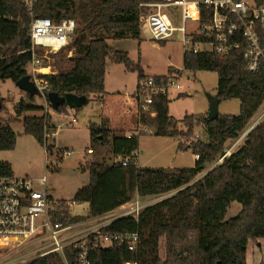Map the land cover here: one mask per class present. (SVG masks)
<instances>
[{
  "label": "trees",
  "instance_id": "trees-1",
  "mask_svg": "<svg viewBox=\"0 0 264 264\" xmlns=\"http://www.w3.org/2000/svg\"><path fill=\"white\" fill-rule=\"evenodd\" d=\"M141 0H37L34 14L55 21L74 18L77 28L68 48L73 65L67 71L41 74L49 92L60 95L103 94L105 92L106 60L111 57L128 70L144 75L140 62H134L127 51L111 47L106 36H94L99 30L112 33V38L134 37L141 42ZM29 16L22 0H0V81L17 82L28 73L32 60ZM264 46V30L261 31ZM231 41L238 43L228 54L215 52H184V68L191 71L210 70L218 73L216 96L220 102L240 99L238 114H219L214 120L205 115H186L178 120L169 114L170 100L157 96L149 112L139 115L140 128L127 136L108 126V119L90 123L92 143L112 146L113 153L122 157L138 150L140 136L151 135L181 138L193 133L195 120L204 124L205 138L189 144L179 142V150H191L196 161L193 166L176 171L165 168L139 167L137 160L128 165L121 161L107 163L93 160L86 165L90 180L78 189L73 200L88 202L87 214L70 215L65 223H78L108 212L131 201L136 195L153 196L172 193L147 205L138 219L120 216L101 227L104 232H139L140 243L134 251L125 242L92 247L91 264H124L127 260L139 264H246L249 240L264 237V120L246 134L244 142L228 155L226 143L238 138L264 102V62L256 72L246 69V42L236 33ZM177 70L170 67L169 71ZM30 101L36 94L27 93ZM2 99L0 98V105ZM55 111L62 113L67 104ZM31 110L41 115H25L21 119L24 133L46 144L45 129L50 113L43 105L22 99L15 107L16 119ZM184 122L187 130L178 124ZM147 127V130H144ZM17 133L9 119L0 118V150L16 145ZM91 148V147H90ZM48 150V149H47ZM49 151V150H48ZM94 151V150H93ZM220 158L222 160L220 161ZM209 163H216L201 178ZM4 171L13 174L9 162H2ZM233 201L241 203V210L226 218ZM69 215V216H68ZM165 241V256H161V239ZM67 263L57 251L39 254L26 264H76L74 246L64 248Z\"/></svg>",
  "mask_w": 264,
  "mask_h": 264
},
{
  "label": "built area",
  "instance_id": "built-area-1",
  "mask_svg": "<svg viewBox=\"0 0 264 264\" xmlns=\"http://www.w3.org/2000/svg\"><path fill=\"white\" fill-rule=\"evenodd\" d=\"M22 1L30 18L28 28L32 43V60L28 73L31 74L38 88V95L46 101V112L50 113L47 97L49 86L41 77L39 70L43 67L44 56L47 53L57 52L71 43L77 21L74 18L55 21L50 17H37L34 14L37 0ZM140 8L141 26L148 28L152 38L157 41L165 42L179 31L183 38L185 52H215L225 55L238 45L233 43L231 38L240 32L247 45L244 52L246 69L256 72L264 62L261 34L264 30V0L261 3L257 0L254 3L250 0H141ZM170 8L176 10L170 11ZM176 19H180L182 24L175 25ZM188 23H192L190 28ZM181 89V70H173L162 75L144 74L138 78L134 93L139 115L142 112H149L155 116L156 111L152 108L155 97L170 98L174 91ZM73 121L76 122V119L73 118ZM144 130H147V127H144ZM53 135L54 132L51 133L48 128L45 129L46 144L49 136ZM199 138L200 133H195L188 139L181 138V141L189 144ZM87 152L91 154L93 149L89 148ZM72 153L71 149H66L64 156L69 157ZM227 154H230V151L225 152V155ZM137 156L138 150H134L127 157L120 156L119 161L128 165L136 161ZM2 162L0 159V249L20 246L34 240L44 242L50 238V242L43 244L42 248L50 246L51 248L42 254L57 251L62 254L67 263L64 248L72 244L76 250V264H91L90 249L92 247H107L116 241L125 242L130 251L137 249L141 240L139 232H104L101 227L105 224L97 225L87 231L85 227H82L65 234L64 232L85 223V221L65 223L66 213L71 215L70 209L80 203L73 198L53 196L48 187V171L39 178L16 176L6 173ZM49 167L47 165V168ZM147 205L150 203L142 202L137 198L123 207L120 215H131L138 219L140 212ZM261 239L264 237L258 238L264 259V243ZM124 264L139 263L127 260Z\"/></svg>",
  "mask_w": 264,
  "mask_h": 264
},
{
  "label": "rangeland",
  "instance_id": "rangeland-1",
  "mask_svg": "<svg viewBox=\"0 0 264 264\" xmlns=\"http://www.w3.org/2000/svg\"><path fill=\"white\" fill-rule=\"evenodd\" d=\"M254 1L255 0H250L251 3H254ZM169 10L172 11L176 9L170 8ZM174 24L181 25L182 23L180 19H176L174 20ZM191 26L192 23H188V27L190 28ZM94 36H106L107 42L111 47L117 50L127 51L129 57L134 62H140L144 66L147 73L162 75L170 72V66H175V69L176 67L181 68L182 91H184V93L186 92L185 94L187 95L178 96L177 98H173V95L175 94L174 92L170 95L169 110L175 118H183L184 114H186L185 112H193L196 113L194 115H202V113L209 110V95H215L217 92L218 73L210 70L191 71L184 68L185 47L182 35L179 31H176L173 36L165 42L153 39L149 29L142 26L141 42L139 39L134 37L122 39L112 38V33H107L104 30H99L94 33ZM72 55H74V48H68V46L57 52L47 53L46 56H44L42 68H48L49 71L46 69L43 71L48 73L67 71L73 65L72 61L69 60V57ZM108 64L115 65L112 70H109L106 77L107 87L109 90H115V92L111 93L113 97L111 96L107 99L91 97L87 103L81 106H68L66 111L62 113L55 111L50 106V119L52 118L59 128L56 141L58 146L56 147L54 145V135L49 136L47 144H41L43 146L42 147L33 135L24 133L21 118L16 119L15 116V107L17 103L21 101V96L19 95L21 90L11 79L0 81V98L2 99V103L0 105V118L9 119L10 125L18 135L16 145L13 149L5 151L0 150V159L11 156L10 158H12L14 163V172L16 176L38 178L48 171L47 177L49 179V183L56 187L58 194L62 193L66 194V196H71L75 188L85 186L88 180L89 174L85 173V170L80 168V163L84 161L85 156L88 158L85 160V164H88L93 160H104L107 163L114 162L115 156L112 155L113 153L111 152V148L109 146L103 147L99 144L92 143L89 124L90 121L100 122L103 116L108 114L112 118L114 126H120L118 116V109L120 106L119 103L111 101V99L113 98L116 100L114 97L134 98L133 93L136 91L138 72L128 70L123 63L113 60L112 56L108 59ZM29 69L30 63L27 65V70ZM121 78H125L124 81H121ZM24 100L37 105L45 104L43 97L40 95H36L33 102L30 101L25 91ZM260 108V113L256 115L254 120H251L248 123L247 127L243 132H241L240 136L227 141L226 152L230 151L231 153V151L237 149L244 142L247 130L264 120V102ZM133 109H135V106ZM30 112H33L34 114L42 113L41 110H31ZM219 112L221 114H238L240 112V99L229 98L222 100L219 104ZM73 118L76 119V122L73 121ZM48 126L49 132H54V127L51 125V121H49ZM140 126V122L137 119H133L129 124L123 125L124 130L122 132H134ZM178 126L185 131L187 130V126L184 122H180ZM195 133H200L199 139L205 138L204 124L197 120H195L193 133L191 135H184L181 138L188 139L194 136ZM157 137L150 135L140 136L137 156L140 164L145 159L156 157L155 155L158 150L157 144H160V141L161 143H164L163 146L167 150V152H165L169 154V160L173 161L175 159L177 146L173 144L174 140L167 136ZM89 147L93 148L95 152L91 154L88 153L87 150ZM44 148L48 149L51 154L48 163H51L52 160L59 159L60 168L54 169L52 166L47 168ZM66 149H71L73 151L71 156H64V151ZM52 154H54V156H52ZM186 155L188 156L190 153ZM181 156L182 154L178 159H180ZM215 164L216 163H209L205 171L199 174L195 180L201 178ZM178 169L179 167L172 168V170L175 171ZM172 193L174 192L153 197L150 204L160 201ZM241 207L242 205L240 202L233 201L228 208L226 218H230L237 214ZM122 209L104 215L99 220L88 221L87 219L86 221L88 222L85 221L86 223L64 233H72L76 229H80L88 225H96L100 222L105 224V221L115 216L118 212L122 211ZM70 212L71 215L85 214L87 212V205H85V203L77 204L70 209ZM49 242L50 238L44 242L34 240L28 241L20 246H11L6 249H0V264H26L30 259L51 248V246L42 248L43 244ZM161 256L162 258L165 256L164 238L161 239ZM161 264H163V262H161Z\"/></svg>",
  "mask_w": 264,
  "mask_h": 264
},
{
  "label": "crops",
  "instance_id": "crops-1",
  "mask_svg": "<svg viewBox=\"0 0 264 264\" xmlns=\"http://www.w3.org/2000/svg\"><path fill=\"white\" fill-rule=\"evenodd\" d=\"M110 58V57H109ZM109 58H107V60H106V76H105V92H104V94H99V95H95V94H91L90 96H88V98H91V97H97V98H100V99H107L108 97H111L112 95H111V93H113V92H115V90H109V88L107 87V81H106V77H107V74H108V72H109V70H112L114 67H115V65H113V64H111V65H109L108 64V59ZM140 65H141V67H142V69H143V72H144V74H150V73H147L146 71H145V68H144V66L140 63ZM110 67H111V69H110ZM170 67H175V66H170ZM41 69H44V68H41ZM41 69L39 70V73L40 74H48V72H42L41 71ZM46 69V68H45ZM176 69H178V70H181V68H179V67H176ZM47 70V69H46ZM125 70V69H124ZM127 70V69H126ZM187 70V69H186ZM125 72V71H124ZM138 74V73H137ZM153 74V73H152ZM189 77V76H188ZM139 78V76L137 75V79ZM124 79L125 78H121V81H124ZM15 83V82H14ZM137 83H138V80H137ZM16 84V83H15ZM17 86V85H16ZM18 87V86H17ZM19 88V87H18ZM136 88H137V84H136ZM183 88V87H182ZM20 89V88H19ZM21 90V89H20ZM186 90V89H185ZM174 96H173V98H177L178 96H186L187 94H185L184 93V91H182V89L180 90V91H174ZM134 94V93H133ZM19 95L21 96V100L22 99H24V91L22 92V90L19 92ZM107 96V97H106ZM113 97V96H112ZM114 98H116V100H114L113 98L111 99V101H114V102H117V103H119V109H118V116H119V120H120V126H117V127H119V128H117V127H115L114 126V124H113V120H112V118L107 114L106 116H103V117H105V118H107L108 119V126L111 128V129H113V130H115V131H117V133H119V130H120V132H122L123 130H124V127H123V125H126V124H129L130 122H131V120H133V119H137L138 121H139V110H138V105H137V103H136V101H135V99L134 98H130V97H126V98H120V97H114ZM119 98V99H118ZM44 99V98H43ZM44 101H45V99H44ZM50 103V102H49ZM44 107L46 106V101H45V104L43 105ZM50 106H51V104H50ZM135 106V109H133V107ZM68 107V106H67ZM261 109V108H260ZM260 109L257 111V113L253 116V118L251 119V120H254V118L256 117V115L258 114V113H260ZM32 111H34V110H32ZM46 111V110H45ZM25 113H27V114H22V116H21V119L23 118V116H25V115H31V114H34L33 112H30V111H27V112H25ZM31 113V114H30ZM42 113H43V111H42ZM42 113H38L37 115H41ZM186 114H184V116H183V118L188 114H196V113H193V112H191V113H188V112H185ZM208 113V111L207 112H205V113H202V115H205V114H207ZM169 114L171 115V116H173L172 114H171V112H170V110H169ZM16 116V115H15ZM174 117V116H173ZM183 118H176V119H183ZM50 121H51V125L54 127V145H55V147L56 146H58V143L56 142L57 141V135H58V130H59V128H58V125L56 124V122L51 118L50 119ZM91 122H97V121H90V123ZM256 122V121H255ZM97 123H101V121L100 122H97ZM89 126H90V124H89ZM24 127V126H23ZM127 136H129L132 132H124ZM18 136V135H17ZM150 136H156L157 137V135H154V134H151ZM160 136H158L157 138H159ZM167 137H170V136H167ZM173 140H174V145H176L177 146V149H176V151H175V159L173 160V161H170L169 160V154L168 153H166L167 152V150H166V148L163 146L164 145V143H161V141H160V144H157L158 145V150H157V154L155 155L156 157L155 158H153V157H151V158H148V159H145V160H143V162L140 164V162H139V160L137 159V165L139 166V167H154V168H165V169H167V170H169V171H175V170H172V168H175V167H179V168H181V167H190V166H193L194 164H195V161H196V155L195 154H193L192 153V151L191 150H179V148H178V145H179V142L181 141V138H177V137H171ZM183 142V141H182ZM139 143H140V139H139ZM171 144V143H170ZM41 145V144H40ZM172 145V144H171ZM42 146V145H41ZM163 146V147H162ZM43 147V146H42ZM110 148H111V152L113 153V149H112V146H109ZM162 147V148H161ZM90 148V147H89ZM88 148V149H89ZM93 149V148H92ZM94 150V149H93ZM138 150H139V148H138ZM1 151H5V150H1ZM166 151V152H165ZM6 152H8V151H6ZM44 152H45V161L47 162V165H49L50 167L52 166V168H54V169H57V168H60V166H59V159H55V160H52L51 161V163H48L49 162V157H50V153H49V151L46 149V148H44ZM95 152V150L93 151V153ZM111 153V154H112ZM188 153H190V155H186V154H188ZM182 154V156L180 157V159H178L179 158V156ZM112 155H114L115 156V158H114V161H119V159H120V155H115L114 153L112 154ZM52 156H54V154H52ZM11 157V156H10ZM10 157H5V158H1V160L2 161H7V162H9L10 164H11V166H12V169H13V174L15 175V172H14V163H13V161H12V158H10ZM86 159H88L86 156H85V158H84V161L83 162H81L80 163V168L81 169H83V170H85V173H88L89 174V171L86 169V165L87 164H85V160ZM100 161H104V160H100ZM46 165V166H47ZM178 165V166H177ZM46 173V172H45ZM44 173V174H45ZM39 178V177H38ZM89 180H90V176L88 177V180H87V182H86V184H85V186L89 183ZM48 187H49V189H50V191L52 192V195L53 196H55V197H57V198H72V197H74V195L76 194V192L78 191V189H80L81 187H83V186H81V187H79V188H75V190L72 192V194H71V196H66V194H62V193H60V194H58V191H57V189H56V187L53 185V184H50L49 183V179H48ZM153 197H156V195H153V196H144V197H142V196H139V195H136L131 201H129V202H127V203H125V204H123L122 206H120V207H118V208H116V209H114L113 211H119L120 209H122L123 207H125V206H127V205H129L131 202H133L135 199H137V198H139L141 201H143V202H145V203H151L152 202V198ZM85 203V205H87V212L85 213V214H87L88 213V211H89V204H88V202H84ZM242 208V207H241ZM241 210V209H240ZM239 210V211H240ZM113 211H111V212H113ZM238 211V212H239ZM111 212H108V213H106L105 215H107V214H110ZM121 212L122 211H120V212H118L115 216H113V217H111L110 219H108L107 221H105V225L106 224H108L109 222H111L112 220H114V219H116V218H118V217H120L121 215ZM237 212V213H238ZM236 215V214H235ZM104 215H102V216H99V217H95V218H90V219H88V221H95V220H99L100 218H102ZM86 221V220H85ZM88 221H86V222H88ZM85 222V223H86ZM101 223L102 222H100V223H97L96 225H88V226H86L85 227V231H87V230H89V229H92V228H95L97 225H101ZM103 224V223H102ZM261 241L264 243V239H261ZM246 264H264V259H263V253H262V251H261V248H260V245H259V240H258V238L256 239V240H249V242H248V245H247V252H246Z\"/></svg>",
  "mask_w": 264,
  "mask_h": 264
},
{
  "label": "water",
  "instance_id": "water-1",
  "mask_svg": "<svg viewBox=\"0 0 264 264\" xmlns=\"http://www.w3.org/2000/svg\"><path fill=\"white\" fill-rule=\"evenodd\" d=\"M262 0H257L258 3H261ZM16 85L27 93L39 94L38 88L34 81L31 78V74L27 73L22 76L17 82ZM48 101L51 104L52 108H58L62 104H67V106H81L88 102L89 98L87 95H78L76 93H66L64 95H60L57 92H49L48 93ZM210 106L207 113L208 120H214L220 114L219 112V104L220 100L216 95H209ZM254 127V126H253ZM247 130V133L253 128ZM245 134V135H246Z\"/></svg>",
  "mask_w": 264,
  "mask_h": 264
},
{
  "label": "bare ground",
  "instance_id": "bare-ground-1",
  "mask_svg": "<svg viewBox=\"0 0 264 264\" xmlns=\"http://www.w3.org/2000/svg\"><path fill=\"white\" fill-rule=\"evenodd\" d=\"M44 69H45V68H44ZM44 69H41V71H42V72H44V71H43ZM46 69H47V71H49V69H48V68H46Z\"/></svg>",
  "mask_w": 264,
  "mask_h": 264
}]
</instances>
